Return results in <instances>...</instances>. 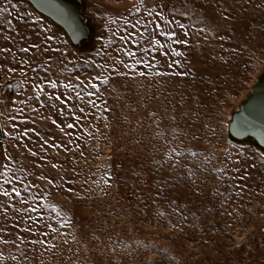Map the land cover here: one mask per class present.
Here are the masks:
<instances>
[{"label": "rangeland", "instance_id": "obj_1", "mask_svg": "<svg viewBox=\"0 0 264 264\" xmlns=\"http://www.w3.org/2000/svg\"><path fill=\"white\" fill-rule=\"evenodd\" d=\"M82 11L76 47L0 0V264H264V149L228 132L264 0Z\"/></svg>", "mask_w": 264, "mask_h": 264}, {"label": "water", "instance_id": "obj_2", "mask_svg": "<svg viewBox=\"0 0 264 264\" xmlns=\"http://www.w3.org/2000/svg\"><path fill=\"white\" fill-rule=\"evenodd\" d=\"M38 13L63 28L74 46L89 40L91 29L83 14V0H25ZM228 132L235 140L252 139L264 149V73L252 92L232 114Z\"/></svg>", "mask_w": 264, "mask_h": 264}, {"label": "snow or ice", "instance_id": "obj_3", "mask_svg": "<svg viewBox=\"0 0 264 264\" xmlns=\"http://www.w3.org/2000/svg\"><path fill=\"white\" fill-rule=\"evenodd\" d=\"M157 26L159 27V25H157ZM181 27H183V25H181ZM165 35H167V36H173L174 33H165ZM121 39H124V37H121ZM156 43L159 44L160 41L159 40H156ZM176 43H184V44H187L188 41L187 40H184V41L177 40Z\"/></svg>", "mask_w": 264, "mask_h": 264}, {"label": "trees", "instance_id": "obj_4", "mask_svg": "<svg viewBox=\"0 0 264 264\" xmlns=\"http://www.w3.org/2000/svg\"><path fill=\"white\" fill-rule=\"evenodd\" d=\"M233 138V137H232ZM234 139V138H233ZM235 140V139H234ZM237 141V140H236Z\"/></svg>", "mask_w": 264, "mask_h": 264}]
</instances>
